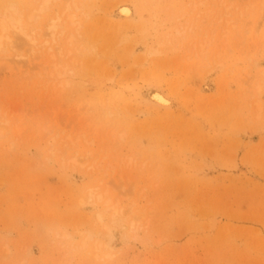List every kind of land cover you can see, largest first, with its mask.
Wrapping results in <instances>:
<instances>
[{
	"label": "rangeland",
	"instance_id": "rangeland-1",
	"mask_svg": "<svg viewBox=\"0 0 264 264\" xmlns=\"http://www.w3.org/2000/svg\"><path fill=\"white\" fill-rule=\"evenodd\" d=\"M11 3L0 264H264V0Z\"/></svg>",
	"mask_w": 264,
	"mask_h": 264
},
{
	"label": "bare ground",
	"instance_id": "bare-ground-1",
	"mask_svg": "<svg viewBox=\"0 0 264 264\" xmlns=\"http://www.w3.org/2000/svg\"><path fill=\"white\" fill-rule=\"evenodd\" d=\"M51 1L52 0H42L41 9L48 8ZM73 2L74 0H67L68 7H70ZM76 8H78V6H76ZM120 13L124 16H129L131 14V9L128 6L120 7ZM71 20L73 23L75 22L73 16H71ZM10 32L20 33L24 35L29 40L30 44L33 45V50H36V46L38 45L36 39L25 31L20 11L15 3H11L10 7L8 6L6 8V11L3 13L1 18L0 48L4 45V41L6 39L8 40V43L11 44L12 47H14L12 38L9 35ZM150 97L166 107H170L172 105V101L160 90H151Z\"/></svg>",
	"mask_w": 264,
	"mask_h": 264
}]
</instances>
